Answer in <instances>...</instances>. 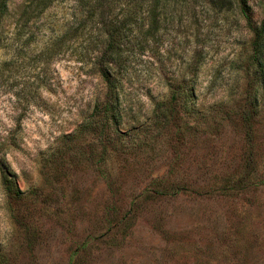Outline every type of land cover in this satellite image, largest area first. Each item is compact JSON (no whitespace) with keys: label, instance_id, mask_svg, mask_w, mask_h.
<instances>
[{"label":"rangeland","instance_id":"374dc122","mask_svg":"<svg viewBox=\"0 0 264 264\" xmlns=\"http://www.w3.org/2000/svg\"><path fill=\"white\" fill-rule=\"evenodd\" d=\"M29 1L0 23V152L22 192L0 181V264H264V50L258 68L236 1L139 0L106 65L117 137L80 131L106 35L77 0ZM245 5L264 25L262 0Z\"/></svg>","mask_w":264,"mask_h":264},{"label":"trees","instance_id":"16d2710c","mask_svg":"<svg viewBox=\"0 0 264 264\" xmlns=\"http://www.w3.org/2000/svg\"><path fill=\"white\" fill-rule=\"evenodd\" d=\"M7 1L0 0V23L7 12ZM55 0H30L26 4V8H29L33 13L38 14L48 8ZM124 1L123 17L121 21L117 23L109 22L106 20L105 13L113 7L114 4ZM242 18L245 21L246 27L253 34L251 41V60L258 68L262 67V57L264 50V25H255L249 16L248 8L245 5V0H235ZM264 5V0H262ZM80 6V10L85 12L86 18L92 25H97L99 29L106 35L102 41L103 47L99 50V67L98 74L104 84V93L102 100L95 104L89 118L86 122L80 126V131L85 129H94L98 127L97 134L99 136H105L107 131L113 137H117L118 124H119V112H118V82L117 79L111 76L106 68L110 59H117L121 52V48L127 47L132 41L136 39L130 35L132 27H138V13L140 9L139 0H77ZM219 5V4H218ZM221 6V5H219ZM122 7V6H121ZM1 40V37H0ZM124 42V45H123ZM181 85L171 88L170 102L173 106L181 97L178 91H181ZM184 100L186 96L182 93ZM185 104V102H184ZM183 105V102H182ZM157 119V118H156ZM155 121L154 115L147 118L145 123H152ZM139 127V126H138ZM141 128V127H140ZM139 128H133L132 131H138ZM3 158V152H0V181L5 193L12 199H17L22 192L19 191L13 175L7 169Z\"/></svg>","mask_w":264,"mask_h":264}]
</instances>
